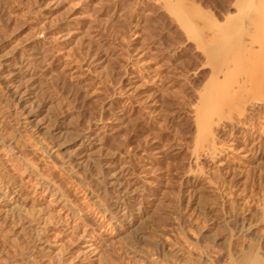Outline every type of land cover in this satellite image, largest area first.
<instances>
[{
  "label": "rangeland",
  "instance_id": "1",
  "mask_svg": "<svg viewBox=\"0 0 264 264\" xmlns=\"http://www.w3.org/2000/svg\"><path fill=\"white\" fill-rule=\"evenodd\" d=\"M161 3L0 0V183L40 232L0 199V264H227V231L255 220L239 135L217 137L227 166L193 162L208 70Z\"/></svg>",
  "mask_w": 264,
  "mask_h": 264
},
{
  "label": "bare ground",
  "instance_id": "2",
  "mask_svg": "<svg viewBox=\"0 0 264 264\" xmlns=\"http://www.w3.org/2000/svg\"><path fill=\"white\" fill-rule=\"evenodd\" d=\"M160 1L163 4V8L170 14L173 22L181 30L187 42L192 43L195 50L199 52L198 54L202 56L201 67H207L208 70L206 79L201 85L199 84L200 87H197V90L195 89L196 100L193 101V115L197 132L191 155L193 162L197 163L201 157L206 156L211 166H223L226 163L223 157L225 147H220L217 137L220 131H230L235 132L236 135L241 137L238 143L234 145V148L240 152L241 158L247 164L256 161L259 166L262 192L260 191L261 196L260 198L258 196V200H253L255 203L257 202L255 209L256 218L238 228L239 231L234 229L238 231L236 233L231 230L229 233L227 231L228 235L226 233L224 236L226 246L228 247L227 264H264V120L261 121L263 124L260 126L261 130L259 132L257 129V132L251 130L249 134H244L243 132L240 135L238 133V129H240L238 128L239 125L247 123L250 118L260 114L261 112L258 107L260 104H264V0H219L220 6L218 8L220 10H216V7L214 8L211 5L210 7L208 4L206 7L203 6L204 2L208 3L211 0ZM212 4H215V2ZM260 116L264 119V110ZM242 126L243 128L245 127L244 124ZM240 162L242 161L240 160ZM213 180L214 178L211 179L210 184L216 186L214 184L216 180ZM0 199L5 210H15L16 213H19H17L18 222L27 224L26 226H29L30 229H34L30 223H27L28 220L24 213L26 209H23L24 205L22 206L16 197L1 183ZM246 201L248 202V199ZM249 210L253 211L251 208ZM259 224L262 225L261 228H257ZM229 227L227 226V229ZM35 229L34 231L38 230ZM38 232L36 236L40 233ZM6 233V230L3 232L0 228L1 237L6 238ZM254 233H257V237L248 236L249 238L243 239L241 242L238 240L240 244H238L237 250H231L234 239ZM28 249L24 251L25 254H22L24 257H27L26 259L32 255L28 254ZM15 260L17 261V258L14 259L12 257L7 262L13 264Z\"/></svg>",
  "mask_w": 264,
  "mask_h": 264
}]
</instances>
